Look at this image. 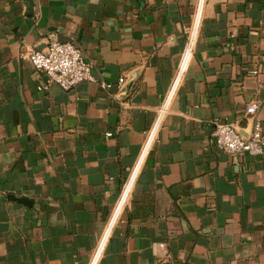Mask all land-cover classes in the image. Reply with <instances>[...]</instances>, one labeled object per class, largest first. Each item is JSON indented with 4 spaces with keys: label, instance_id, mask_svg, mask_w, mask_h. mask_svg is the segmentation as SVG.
I'll return each instance as SVG.
<instances>
[{
    "label": "crops",
    "instance_id": "obj_1",
    "mask_svg": "<svg viewBox=\"0 0 264 264\" xmlns=\"http://www.w3.org/2000/svg\"><path fill=\"white\" fill-rule=\"evenodd\" d=\"M198 4L0 0V264H264V154L209 142L264 129V0H203L180 74ZM51 29L94 81L38 90Z\"/></svg>",
    "mask_w": 264,
    "mask_h": 264
},
{
    "label": "built area",
    "instance_id": "obj_2",
    "mask_svg": "<svg viewBox=\"0 0 264 264\" xmlns=\"http://www.w3.org/2000/svg\"><path fill=\"white\" fill-rule=\"evenodd\" d=\"M202 10L203 0H199L193 22L187 27V44L180 66V74L183 71L182 65L184 62H186L185 58L189 46L190 56L185 64V67L187 66L195 48L199 34ZM48 39L49 41L46 49H32L27 54L31 65L36 70L43 71L48 78V83L45 85H39L38 90H47L51 83L58 84L64 90H70L80 82L95 80L92 72L93 64L86 58L80 45L71 39L65 41L60 40L58 38L57 29H51L48 32ZM179 77L167 98V102H165V104L160 108L157 122L150 133L148 142L150 140L152 141L161 119L167 111L171 96L178 83ZM126 82L127 78L121 77L119 79V86L122 87ZM102 87L105 90H109L113 87V84L111 82H103ZM258 109L259 103L252 102L247 106L246 112L247 114L255 115L258 112ZM109 135H111V133H109ZM209 142L222 152H225L240 161H246L249 157L264 154L263 125L260 120L255 119L250 133L244 134L233 124L214 122V128L211 132Z\"/></svg>",
    "mask_w": 264,
    "mask_h": 264
},
{
    "label": "water",
    "instance_id": "obj_3",
    "mask_svg": "<svg viewBox=\"0 0 264 264\" xmlns=\"http://www.w3.org/2000/svg\"><path fill=\"white\" fill-rule=\"evenodd\" d=\"M134 79H135L134 77H131V78L129 79V83H128L127 86H126V90H127V91L130 90L132 84L134 83ZM14 199L17 200V201H19V202L25 203V204H28V203L32 202L31 200H29L28 198H25V197H21V198H15V197H14Z\"/></svg>",
    "mask_w": 264,
    "mask_h": 264
},
{
    "label": "bare ground",
    "instance_id": "obj_4",
    "mask_svg": "<svg viewBox=\"0 0 264 264\" xmlns=\"http://www.w3.org/2000/svg\"><path fill=\"white\" fill-rule=\"evenodd\" d=\"M123 199V198H122Z\"/></svg>",
    "mask_w": 264,
    "mask_h": 264
}]
</instances>
